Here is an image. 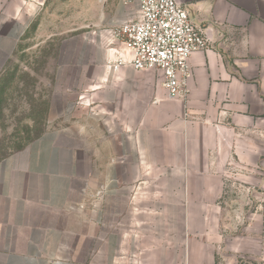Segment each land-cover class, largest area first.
<instances>
[{"label": "crops", "instance_id": "crops-1", "mask_svg": "<svg viewBox=\"0 0 264 264\" xmlns=\"http://www.w3.org/2000/svg\"><path fill=\"white\" fill-rule=\"evenodd\" d=\"M79 2L89 106L0 161V264H264V0H177L209 39L186 101L105 68L137 0ZM44 3L0 0V60Z\"/></svg>", "mask_w": 264, "mask_h": 264}, {"label": "rangeland", "instance_id": "rangeland-1", "mask_svg": "<svg viewBox=\"0 0 264 264\" xmlns=\"http://www.w3.org/2000/svg\"><path fill=\"white\" fill-rule=\"evenodd\" d=\"M80 15L79 0H45L16 48L0 60V161L47 128L66 125L65 110L78 106L84 72L73 63L84 32Z\"/></svg>", "mask_w": 264, "mask_h": 264}, {"label": "built area", "instance_id": "built-area-1", "mask_svg": "<svg viewBox=\"0 0 264 264\" xmlns=\"http://www.w3.org/2000/svg\"><path fill=\"white\" fill-rule=\"evenodd\" d=\"M121 2L127 6L132 0ZM112 37L121 40L130 57L126 61L115 51V60L107 62L106 69L118 73L128 65L134 71L160 70L168 97L186 101L190 93L189 58L209 45L206 33L191 21L186 7L177 0H137L135 17L114 27ZM78 106L89 105L81 100Z\"/></svg>", "mask_w": 264, "mask_h": 264}, {"label": "trees", "instance_id": "trees-1", "mask_svg": "<svg viewBox=\"0 0 264 264\" xmlns=\"http://www.w3.org/2000/svg\"><path fill=\"white\" fill-rule=\"evenodd\" d=\"M39 136H40V135H39ZM39 136H37V137H39ZM37 137H36V138H37ZM36 138H35V139H36Z\"/></svg>", "mask_w": 264, "mask_h": 264}]
</instances>
